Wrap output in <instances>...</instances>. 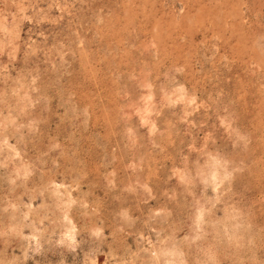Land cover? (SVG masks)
<instances>
[{"label": "rangeland", "instance_id": "rangeland-1", "mask_svg": "<svg viewBox=\"0 0 264 264\" xmlns=\"http://www.w3.org/2000/svg\"><path fill=\"white\" fill-rule=\"evenodd\" d=\"M0 264H264V0H0Z\"/></svg>", "mask_w": 264, "mask_h": 264}]
</instances>
